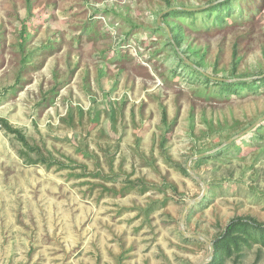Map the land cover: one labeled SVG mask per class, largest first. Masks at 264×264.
Listing matches in <instances>:
<instances>
[{"label": "rangeland", "instance_id": "374dc122", "mask_svg": "<svg viewBox=\"0 0 264 264\" xmlns=\"http://www.w3.org/2000/svg\"><path fill=\"white\" fill-rule=\"evenodd\" d=\"M189 62L263 77L264 0H0V118L24 136L0 125V264H200L232 220L264 225V87ZM202 195L204 240L181 228Z\"/></svg>", "mask_w": 264, "mask_h": 264}, {"label": "trees", "instance_id": "16d2710c", "mask_svg": "<svg viewBox=\"0 0 264 264\" xmlns=\"http://www.w3.org/2000/svg\"><path fill=\"white\" fill-rule=\"evenodd\" d=\"M201 12V11H200ZM204 12L208 13L207 15L209 17L213 16V20L215 22H223L225 19L230 16L232 13V2L231 1H224L219 2L214 6H211L207 10H204ZM180 13L183 14V16H193L196 15V12H190L187 10H180ZM192 67V66H191ZM197 71H199L197 68L193 67ZM200 72V71H199ZM202 76H204L208 81L210 82H216L218 84H222L224 87H228L231 89V91L234 94L238 93L234 92L235 89L238 87L241 91L245 90L246 88H258V87H264V76L250 82H222L218 81L216 79L211 78V76L206 75L202 72H200ZM215 80V81H213ZM253 82V83H251ZM238 86V87H237ZM234 89V90H233ZM0 125L5 130L9 131L12 134L19 135L22 139H24L23 134L21 131L17 128H14L7 119L0 118ZM256 233L259 240L264 243V225L259 224L252 218H237L232 220L225 232L222 234V237L214 242L215 247V255L213 260L209 264H221V256L224 253H229L232 249V246L237 247L239 245L240 240H245L249 236V234Z\"/></svg>", "mask_w": 264, "mask_h": 264}, {"label": "water", "instance_id": "95a60500", "mask_svg": "<svg viewBox=\"0 0 264 264\" xmlns=\"http://www.w3.org/2000/svg\"><path fill=\"white\" fill-rule=\"evenodd\" d=\"M189 64L195 68H197L198 70H200L196 65H194L193 63L189 62ZM201 71V70H200ZM203 72V71H201ZM205 74V73H204ZM207 75V74H206ZM213 79H216L218 81H222V82H233L234 80H230V79H223V78H214V77H211ZM259 122H257L256 124H254L253 126H251L250 128H248L247 130L241 132L240 134L234 136L233 138H231L230 140H228L227 142H225L224 144H222L221 146L217 147L215 150L211 151L210 153H206V154H202L200 156H205V155H209V154H213V153H216L218 151H221L222 149H224L225 147H227L228 145H230L231 143H233L234 141L242 138L245 134H247L248 132H250ZM200 156H197L195 158H198ZM189 173L190 175L195 179L197 180L204 188L205 190V185L204 183L193 173L192 169L189 168ZM205 193V192H204ZM204 195V194H203ZM203 195L192 201L186 208L184 214H183V217H182V221H181V228L183 230V234L187 237H193V238H198V239H201V240H204V238L200 237V236H194V235H190L188 234L186 231H185V220H186V216H187V213L189 211V209L191 208V206L195 205L196 203L200 202ZM208 245L210 247V253H209V257L207 260L201 262L200 264H209L213 258H214V252H215V247H214V243L213 242H208Z\"/></svg>", "mask_w": 264, "mask_h": 264}]
</instances>
